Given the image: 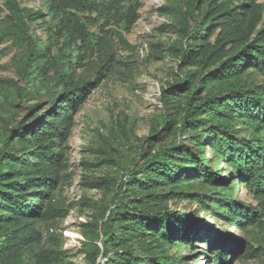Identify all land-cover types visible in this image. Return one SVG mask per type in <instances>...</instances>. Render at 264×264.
Returning <instances> with one entry per match:
<instances>
[{"label":"rangeland","instance_id":"374dc122","mask_svg":"<svg viewBox=\"0 0 264 264\" xmlns=\"http://www.w3.org/2000/svg\"><path fill=\"white\" fill-rule=\"evenodd\" d=\"M61 1L19 0L20 9L42 12L28 25L43 48L32 60L7 0H0V264H158L170 258L181 264H264V190L259 193L236 169L264 129L234 103L222 121L190 118L200 99L264 84V70L249 60L229 75L222 62L186 59L184 23L169 0H95L113 9L103 21L72 8L49 10ZM216 1L242 12L240 0ZM251 2L260 15L254 23L241 13L245 43L225 59L247 48L264 26V0ZM86 31L94 35L92 48ZM100 74L104 78L82 105L66 106L71 81L96 82ZM52 106L62 114L40 123ZM65 111L72 116L69 129ZM167 117L170 129L154 136ZM19 125L27 129L13 134ZM51 126H60L63 135ZM225 135L234 144L215 152L214 143ZM168 151L176 175L150 171L149 184L129 179V171L155 155L169 158ZM205 165L223 181L209 183ZM22 194L32 202L27 213L14 200ZM118 198L128 212H118ZM241 205L257 213L245 218L236 209ZM144 211L174 213L171 233L143 222ZM108 232L116 241L105 244Z\"/></svg>","mask_w":264,"mask_h":264},{"label":"trees","instance_id":"16d2710c","mask_svg":"<svg viewBox=\"0 0 264 264\" xmlns=\"http://www.w3.org/2000/svg\"><path fill=\"white\" fill-rule=\"evenodd\" d=\"M252 0H240L239 8L242 12L237 11L233 6L225 2H217L216 0H169V8L177 14L183 20V35L186 37L188 44L185 52V58H197L203 56L207 61L212 64L222 62L224 70L229 75L235 74L249 61L261 70H264V26L258 31L255 40L245 48L243 51L236 55H232L225 59L231 52L237 50L241 45L245 43L246 29L241 25L240 15L250 16L249 19L252 22H256L260 15V10L251 2ZM205 4L203 15L202 5ZM7 8L10 14L15 17L17 26L21 29L27 44H28V56L32 60H38L43 53V48L35 42L33 36L29 33L28 25L39 19L42 15L41 11L32 12L29 10L20 9L19 0H7ZM55 7L72 8L79 12H88L96 15V21L107 20L113 16V9L109 6L100 4L95 0H62L61 2H55L49 10H53ZM211 41V39H213ZM84 39L87 42L88 47H93L95 43L94 35L91 32L86 31ZM68 47L72 48V42L68 39ZM34 69V68H32ZM106 69V68H105ZM110 69L107 68L108 71ZM104 78L103 74L97 78L96 82H75L71 81L66 92V96L63 102L66 106H70L72 109L78 108L87 99L89 94ZM189 79L185 78L180 89L186 88ZM232 103L238 105L240 113L250 123L257 124L258 129H264V84L256 85L252 88H241L233 90L229 97H212L200 99L191 111V121H198L201 117H212L218 120H223L229 115L227 112L228 106ZM33 109L34 106H32ZM62 114V112L55 111L52 106L47 112L40 117V123L46 119L49 122L55 116ZM64 120L67 122L66 128L69 129L72 124V116L69 111L64 112ZM45 122V123H46ZM222 125V132L228 133V127ZM172 126V119L166 118L162 124L161 130H157L154 136H163L164 130L167 131ZM27 127L19 125L13 130V134L26 130ZM53 133L62 134L60 126H51ZM63 135V134H62ZM230 135V134H228ZM261 135V132L258 133ZM257 142L254 145L248 146L244 152L246 158L238 159L236 162L237 172L246 175L248 179H252L255 182L256 190L261 193L264 190V137L257 136ZM48 139V137H47ZM234 144L232 137L225 135L223 141L214 143L215 152H224ZM169 158L164 156L155 155L147 162L141 164L139 167L129 171V179L136 180L138 182L149 184L150 180L149 172L163 171L170 176L176 175L175 170H172L168 161L172 159L173 152H166ZM195 163L202 164V160L195 157ZM206 180L214 184L217 181H223V178L219 173L213 171L210 166L205 165ZM5 173L6 170H5ZM0 176H2L0 174ZM123 187H120L122 191ZM121 195V193H120ZM220 206H223L222 202L225 198H220ZM16 207L19 212L27 213L31 209L32 202L25 195H18L14 198ZM235 202V201H234ZM116 204L118 212L127 211L128 207L122 206L120 198L117 199ZM224 209H228L227 213H232L233 208L230 205H225ZM236 209L240 213H245V218L250 219L252 215L256 214V210L252 206L241 205ZM117 212V213H118ZM251 213V214H250ZM112 215H116L114 212ZM143 222L148 225L157 223L158 230L163 233L170 234V228L172 222L175 220V214L170 212H163L158 214H152L142 212ZM250 217V218H249ZM116 241L115 236L112 233H106L104 235V243H113ZM97 253L101 254L100 247L97 248ZM97 263V260H95ZM158 264H181L179 258H170L162 261L158 260Z\"/></svg>","mask_w":264,"mask_h":264}]
</instances>
